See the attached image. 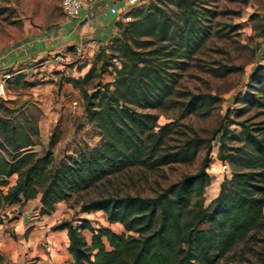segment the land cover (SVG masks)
Here are the masks:
<instances>
[{
  "label": "trees",
  "instance_id": "1",
  "mask_svg": "<svg viewBox=\"0 0 264 264\" xmlns=\"http://www.w3.org/2000/svg\"><path fill=\"white\" fill-rule=\"evenodd\" d=\"M160 1L179 10L175 20L159 6L131 12L133 19L120 27L122 39L112 43L119 48L115 57L120 65L103 64L114 66L115 80L84 92L86 117L101 137L100 145L84 148L69 162L54 163L50 150L32 151L34 136L17 124L16 111L7 116L9 108L0 103V210L40 194L39 214L50 215L74 193L132 167L155 170L196 158L199 141L166 145L169 123L160 124L159 115L150 110L168 103L188 59L210 37L204 22L209 10L202 12L194 0ZM261 69V95L250 101L264 107ZM90 72L67 81L79 86ZM205 102L206 96L192 95L188 112ZM242 132L247 149L226 153L221 143L220 158L228 159L234 171L206 206L201 196L211 180L209 158L197 173L155 196L108 195L81 204V213L103 211L109 223L124 227L122 232L94 227L86 218L77 225L72 220L53 225L52 231L67 230L70 264H218L240 243L258 240L257 233L264 230V127L252 133L244 125ZM13 175L16 182L9 186Z\"/></svg>",
  "mask_w": 264,
  "mask_h": 264
},
{
  "label": "rangeland",
  "instance_id": "2",
  "mask_svg": "<svg viewBox=\"0 0 264 264\" xmlns=\"http://www.w3.org/2000/svg\"><path fill=\"white\" fill-rule=\"evenodd\" d=\"M194 5L202 12L209 10L204 22L210 37L188 59L190 64L181 71L183 75L168 103L150 111L159 115L160 124L169 123L166 145L178 147L188 139L199 141L196 158L155 170L132 167L112 175L58 203L50 215H38L33 221L39 223L30 227H38L46 237H53L61 234L51 230L53 225L63 220L77 225L86 218L94 227L122 232L124 227L109 223L103 211L81 213V204L108 195L155 196L185 175L197 173L206 158L210 160L207 172L211 180L201 198L206 206L218 196L221 182L225 177L230 179L234 171L228 159L220 158L221 143H225L226 153L247 149L243 126L252 133L264 127V107L250 101L262 92L264 0H194ZM155 6L162 7L171 21L179 12L172 4L148 0L142 7L136 6L118 16L115 34L82 58H76L72 52L67 64H54L48 61L50 55L34 57L0 70V80L7 79L4 102L0 103L9 108L4 111L7 116L16 111L20 115L17 124L34 136L32 151L43 154L50 150L54 163L69 162L84 148L101 144V137L86 117L84 92L90 94L98 85L115 80L114 66L103 64L111 61L120 65L115 57L120 54L119 48L112 43L115 38L122 39L121 24L133 19L131 12ZM66 21L58 0H0V60L63 27ZM59 53L67 55V50ZM88 72L89 79L79 86L67 81L68 77L83 78ZM6 74L10 76L7 78ZM192 95H204L206 102L190 113L187 102ZM36 130L38 136L34 135ZM223 164L228 165L227 170ZM16 179L17 175H13L9 186ZM39 198L40 194L26 206L8 207V214H0V224L4 220L17 222L25 212L34 215ZM20 230L13 229L11 237L17 240ZM83 233L90 239L88 230ZM257 236L258 240L240 243L218 264H264V230ZM56 241L61 242V238Z\"/></svg>",
  "mask_w": 264,
  "mask_h": 264
},
{
  "label": "crops",
  "instance_id": "3",
  "mask_svg": "<svg viewBox=\"0 0 264 264\" xmlns=\"http://www.w3.org/2000/svg\"><path fill=\"white\" fill-rule=\"evenodd\" d=\"M126 1L96 0L89 9V20L67 17V21L63 24V27L52 31L47 36L44 35L35 41L27 43L24 48L16 50L4 59H1L0 70L26 63L34 57L45 58L52 53L64 52L66 50L67 55L63 54L67 58H70L74 45L80 40L84 42L86 52L94 51L95 48L106 43L115 34L118 16L131 10L127 8ZM147 1L142 0L138 7H142ZM114 3L119 7V15H112L110 13L109 8ZM9 76L6 74L7 78ZM28 203L27 201L6 206L0 210V214H8L6 210L10 206H14V209L20 207L22 204L26 206ZM37 206L38 212L34 215L25 212L21 220L17 222L4 220L0 224V264H70L72 262V255L68 251L69 238L67 230L53 231L61 234L46 237L45 233H41L40 228L30 227L39 223L38 221H33L36 219L35 217L40 216V202L37 203ZM22 226L25 227L23 231L20 230ZM13 229L20 230L18 231L20 235L17 237V240L11 237L10 233ZM59 238H61V242L58 243L56 240Z\"/></svg>",
  "mask_w": 264,
  "mask_h": 264
},
{
  "label": "built area",
  "instance_id": "4",
  "mask_svg": "<svg viewBox=\"0 0 264 264\" xmlns=\"http://www.w3.org/2000/svg\"><path fill=\"white\" fill-rule=\"evenodd\" d=\"M63 13L70 18H82L83 20L90 19L89 9L96 2V0H58ZM142 0H127L126 5L128 9H132L138 5ZM112 15H119V7L114 3L109 8ZM76 58H82L86 54L85 44L80 40L74 45L73 51ZM49 63L67 64L68 58L63 53L50 54ZM6 94V79L0 80V98H4ZM223 169L227 170L228 165L223 164Z\"/></svg>",
  "mask_w": 264,
  "mask_h": 264
}]
</instances>
